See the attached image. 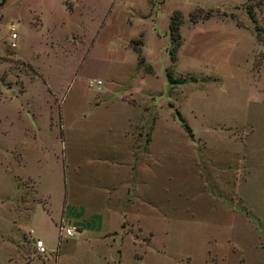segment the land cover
<instances>
[{
    "label": "rangeland",
    "instance_id": "374dc122",
    "mask_svg": "<svg viewBox=\"0 0 264 264\" xmlns=\"http://www.w3.org/2000/svg\"><path fill=\"white\" fill-rule=\"evenodd\" d=\"M75 1L110 8L107 51L78 47V64L69 47L36 48L27 1L1 7L0 264H18L20 236L31 256V228L55 244L64 194L107 228L125 216L118 233L137 256L160 249L157 264H264V0ZM92 18L57 26L87 41ZM12 21L35 65L9 55ZM29 175L50 217L28 210Z\"/></svg>",
    "mask_w": 264,
    "mask_h": 264
},
{
    "label": "crops",
    "instance_id": "0c3cea01",
    "mask_svg": "<svg viewBox=\"0 0 264 264\" xmlns=\"http://www.w3.org/2000/svg\"><path fill=\"white\" fill-rule=\"evenodd\" d=\"M7 0H5L6 2ZM16 1V0H15ZM27 1L29 3V10L31 11L30 16L26 20V25L30 31H32L34 35V42L36 41V48L41 51L48 52H59L65 51V48H68V51H74L75 55L73 56V60L70 61V64H78L82 60V53L80 50L78 51V47H86V51L93 48L94 54H99L101 52H106L109 46L108 38L110 34V26L108 23V18L110 15V8L107 6L98 10L96 14H93L94 9L90 7H84L82 4H78L75 0H21ZM4 2V3H5ZM0 6V33L2 31V21L3 14L1 13ZM75 13H80L81 15H85L87 18L89 16H94L95 22L94 26L89 28H83L85 33L87 32L89 39L84 41L83 39L79 42L72 41L70 36L77 33L78 29H73L68 32L61 30L58 28V24H61V20L64 15H72ZM92 13V14H91ZM92 18V19H94ZM15 22H11L9 24L10 34L4 35L7 37L9 44L11 46L12 42H15V46H11L10 56H14L16 59H20L22 61H26L32 65H35L28 58L23 57L18 54L15 50L17 47L16 40L19 39V34L16 30ZM11 26H14L15 31L17 33L16 38H12ZM57 26V27H55ZM60 27H62L60 25ZM2 34V33H1ZM3 35V34H2ZM81 37V36H80ZM82 38V37H81ZM67 39L69 44L66 43L64 45V40ZM23 43V40L20 41ZM81 54V55H80ZM64 64V63H63ZM67 64V63H65ZM70 70L69 80H72V74ZM96 79V78H90ZM89 79V80H90ZM102 81V80H101ZM76 83V80H75ZM96 85L93 84L91 86ZM63 170L65 168V160L62 159ZM129 164V162H128ZM33 179V186L29 190L32 191V194L37 197V199H33L32 206L29 209L33 208L37 205L38 209L50 217L51 211L49 209V196L43 193L41 189V180L37 176H27ZM26 177V178H27ZM19 180V179H18ZM65 180V176H64ZM19 186V184H18ZM21 187V186H20ZM66 193V188H64ZM22 194V187H21ZM63 210L59 215V221L64 218L67 219L68 216L72 217L67 219V222L75 223L79 226V232L75 235L76 238H64L60 236L55 242L54 245L48 243L47 238L44 234H36L35 230L31 228L32 234V242L34 244V238L43 239L48 252L46 254H38L35 249L31 256L26 253L21 244L19 243V239L14 241V246L17 251L18 264H157V260L162 259V252L160 249L155 248V250L143 249V252L140 256L135 254L136 248L134 246V242L126 236L123 237L118 233L122 225V221L125 216L120 217L115 226L111 228H107L104 223L103 215L98 211L93 210H84V208L71 206L70 203L66 202V194H64L63 200ZM60 232V231H59ZM85 242L87 247H77L79 242ZM70 243L73 245L72 249L63 248L64 245ZM131 247V248H130Z\"/></svg>",
    "mask_w": 264,
    "mask_h": 264
},
{
    "label": "built area",
    "instance_id": "2783aa9c",
    "mask_svg": "<svg viewBox=\"0 0 264 264\" xmlns=\"http://www.w3.org/2000/svg\"><path fill=\"white\" fill-rule=\"evenodd\" d=\"M11 31H12V38H16L17 37V33L15 31L14 26H11ZM15 42L11 43V46H15ZM91 85L98 83H101V80H97V79H92L89 82ZM60 230V235L61 237L64 238H72L74 237L78 232H79V226L75 223H71V222H66L63 225H60L59 227ZM31 233L33 232L32 230L30 231ZM34 247L36 249V252L38 254H46L48 252V248L44 242L43 239L40 238H34Z\"/></svg>",
    "mask_w": 264,
    "mask_h": 264
},
{
    "label": "trees",
    "instance_id": "16d2710c",
    "mask_svg": "<svg viewBox=\"0 0 264 264\" xmlns=\"http://www.w3.org/2000/svg\"><path fill=\"white\" fill-rule=\"evenodd\" d=\"M5 2V0H0V6L3 5ZM248 12L250 13V15L252 16V18L255 20V14L252 10V8L248 9ZM174 16L171 17V22H170V32H171V35L173 36V34L175 32H177L178 30V26L176 25V23L174 22ZM137 52L139 53V57H140V63H144V57L141 55V50L140 49H137ZM141 55V56H140ZM170 55H171V60L174 62L176 60V55H175V49H171L170 50ZM179 119L184 122L185 126L187 127V129H189V126L186 124V122L184 121V119L182 118L181 115H179Z\"/></svg>",
    "mask_w": 264,
    "mask_h": 264
}]
</instances>
